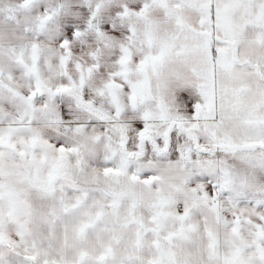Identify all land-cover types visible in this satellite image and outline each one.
Wrapping results in <instances>:
<instances>
[{
	"label": "snow or ice",
	"instance_id": "6c2138e0",
	"mask_svg": "<svg viewBox=\"0 0 264 264\" xmlns=\"http://www.w3.org/2000/svg\"><path fill=\"white\" fill-rule=\"evenodd\" d=\"M0 264H264V0H0Z\"/></svg>",
	"mask_w": 264,
	"mask_h": 264
}]
</instances>
